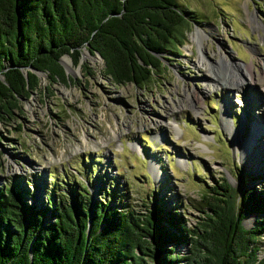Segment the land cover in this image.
Wrapping results in <instances>:
<instances>
[{
    "label": "rangeland",
    "instance_id": "1",
    "mask_svg": "<svg viewBox=\"0 0 264 264\" xmlns=\"http://www.w3.org/2000/svg\"><path fill=\"white\" fill-rule=\"evenodd\" d=\"M177 1L195 21L145 87L114 84L86 47L79 62L88 75L66 55L69 83L36 72L37 88L0 122V186L33 207L46 206L50 189L57 196L83 188L92 203L103 196L139 213L157 206L179 213L187 227L201 214V194L221 178L264 196V126L239 149L227 130H240L245 142L249 115L264 118V0ZM221 78L240 84L223 87ZM252 214L245 227L264 219ZM165 218H156L162 229ZM260 241L258 257L264 234Z\"/></svg>",
    "mask_w": 264,
    "mask_h": 264
},
{
    "label": "trees",
    "instance_id": "2",
    "mask_svg": "<svg viewBox=\"0 0 264 264\" xmlns=\"http://www.w3.org/2000/svg\"><path fill=\"white\" fill-rule=\"evenodd\" d=\"M193 21L177 0H0V122L37 88L35 71L53 82L72 80L61 56L88 75L82 47L100 57L114 84L145 87ZM50 190L46 206L33 207L17 189L0 186V264H264L257 255L264 219L244 226L247 215H264V196L236 190L226 178L201 194L192 227L157 206L139 213L103 196L92 203L83 188L57 196ZM179 244L185 253L175 251Z\"/></svg>",
    "mask_w": 264,
    "mask_h": 264
},
{
    "label": "bare ground",
    "instance_id": "3",
    "mask_svg": "<svg viewBox=\"0 0 264 264\" xmlns=\"http://www.w3.org/2000/svg\"><path fill=\"white\" fill-rule=\"evenodd\" d=\"M247 71L250 73V69L249 68H247ZM218 82H219V84L221 86L227 87V88H231V87H235L236 88V86H238L240 84V83H238V81H236V82H229V81H227L225 79H222V78L220 80H218ZM243 84H244V82H243ZM192 99L193 100L197 99V95L196 94H193ZM225 112H226L225 107H222L221 115L223 117V121H226V119H225V115H226ZM249 116L250 117L247 119V122L250 125V133L252 132V135H250L249 138L245 142L238 138V136L240 135V130L232 127V125H230L231 128L227 129L228 132L230 133V136L233 138V144H234V146H235L236 149H239L241 147H245L248 143H252V138H254L253 135L256 134L255 131H258L261 127L264 126V118L259 117V116H256L255 114L254 115H249ZM252 117H254V118H252ZM250 216H253L254 217V214L253 215H250ZM249 217H247V218H249ZM244 222H245V220H244ZM248 223L249 222H246V224H248Z\"/></svg>",
    "mask_w": 264,
    "mask_h": 264
},
{
    "label": "water",
    "instance_id": "4",
    "mask_svg": "<svg viewBox=\"0 0 264 264\" xmlns=\"http://www.w3.org/2000/svg\"><path fill=\"white\" fill-rule=\"evenodd\" d=\"M60 62V64L63 66V68H64V65L61 63V60L59 61ZM65 69V68H64ZM35 72H40V71H35ZM42 73V72H41ZM67 73V72H66Z\"/></svg>",
    "mask_w": 264,
    "mask_h": 264
}]
</instances>
